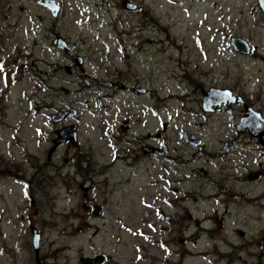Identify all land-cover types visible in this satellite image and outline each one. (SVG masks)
<instances>
[{"label": "rangeland", "instance_id": "rangeland-1", "mask_svg": "<svg viewBox=\"0 0 264 264\" xmlns=\"http://www.w3.org/2000/svg\"><path fill=\"white\" fill-rule=\"evenodd\" d=\"M56 1L62 7L53 16L35 0H0V264H77L101 254L106 264H135V244L166 236L162 226L177 243L178 213L186 218L192 205L191 196L180 204L169 186L178 170L191 172L190 146L180 134L213 121L201 110V87L237 85L264 95V13L258 0H133L141 7L131 13L117 0ZM57 37L84 60L74 69L81 78L63 69L68 60L53 44ZM231 37L244 39L252 53L236 51ZM117 70L148 90L132 95L126 133L99 114L119 101L105 95L108 88L96 90L118 82ZM60 107L80 112L79 145L48 155L47 113ZM144 144L163 153L147 157ZM75 154L92 171L76 172ZM190 183L183 181V190ZM31 225L41 233L38 261ZM153 242L145 247L162 259L164 248ZM247 250L258 253L256 245Z\"/></svg>", "mask_w": 264, "mask_h": 264}, {"label": "flooded vegetation", "instance_id": "flooded-vegetation-1", "mask_svg": "<svg viewBox=\"0 0 264 264\" xmlns=\"http://www.w3.org/2000/svg\"><path fill=\"white\" fill-rule=\"evenodd\" d=\"M117 1L119 2L118 8L122 12L131 13L141 7L133 0ZM128 5L134 8L129 9ZM61 7L62 5L59 4L57 13ZM66 43L68 44L67 41ZM252 50L253 48L251 53ZM64 53L68 61L62 67L67 74H74V69L81 66L84 60L77 52L72 54L70 45ZM57 65L54 64V67ZM58 67L60 68V65ZM119 73L120 70L115 73L118 82L110 80L109 84L98 86L96 90L108 88L110 92H105V95L119 100L116 106H103V111L99 114L102 116L105 113L107 115L105 123L113 124V129L119 126V129L126 133L125 131L130 128L129 118L134 115L132 95H143L148 90L142 86L129 85L132 77L119 78ZM75 74L80 76L78 73ZM83 81L90 83L96 81V78H83ZM139 88H145L146 91L137 93L136 89ZM208 90L223 92L214 94L208 104V109H205L204 92ZM201 93V110L205 115H211L209 119L213 121L195 123L190 132L183 131L180 134L184 137L185 146H190L191 172L182 174L178 170L177 182L174 181L175 185L169 186L172 194L176 196L178 193L180 204L191 196L192 205L189 210L180 209L184 210L186 218L178 213V241L175 245L172 246V240L168 235L170 230L164 226L161 227L163 235L166 230L168 232L161 239L155 240L152 236L144 237L148 240L147 242L154 240L152 245L164 248L162 259L159 253L149 252L145 247L147 242L143 240L145 243L134 246L135 261L133 263L135 264H158L160 262L185 264L187 259H192V264H255V257L259 260L257 264H262L264 255L262 250L264 238V95L247 94L237 85H219L218 83L210 85L207 89L201 87ZM99 103L102 104L101 101ZM41 109L45 108L39 110ZM96 112L97 109L94 108L90 114L95 115ZM223 116L227 117L226 121H222ZM46 123L52 125L49 137L53 146L48 155L55 152L59 146L79 145L80 112L75 107L49 110ZM70 125H74L70 128L75 135L74 141L69 137L61 140L60 138L63 137L61 130ZM159 135L158 133L154 136ZM56 141L58 142L55 143ZM144 146L147 149H143V153L147 157L163 153L161 148L153 145L144 144ZM75 157L73 163L76 172L92 171L91 165L85 169L83 162H88L85 157H78V154H75ZM185 164L183 160L178 163L180 167ZM163 179L170 184L168 179L164 177ZM187 179H191V187L183 190L182 182ZM159 212L163 214L161 210ZM169 218L171 219L170 215L163 214L164 221ZM247 245L249 247L256 245L258 253L247 250ZM170 247H173V250ZM171 254L177 256L176 262H170L168 257ZM97 256L101 257L99 264H106L108 261L103 254ZM82 257L94 258L96 256Z\"/></svg>", "mask_w": 264, "mask_h": 264}, {"label": "water", "instance_id": "water-1", "mask_svg": "<svg viewBox=\"0 0 264 264\" xmlns=\"http://www.w3.org/2000/svg\"><path fill=\"white\" fill-rule=\"evenodd\" d=\"M127 4H130L128 1H126ZM37 3L42 5L43 7H45L46 9H48L50 11V13L53 16H56V13L59 10V5L55 2V0H37ZM258 4L259 7L261 8V10L264 13V0H258ZM129 9H133L134 7L131 5L127 6ZM53 43L55 44L56 47H58L61 50L67 51L69 49V46L67 45V43L61 39L60 37L56 38L53 40ZM231 44L234 47V49L240 53H244V54H248L250 52L251 46L242 38L239 37H231ZM137 93H143L146 91L145 88H139L136 89ZM223 92V91H213V90H208L204 92V96H205V100H204V108L208 109V104L211 101V97L215 94L217 95L218 93ZM256 118V117H255ZM74 127V125H70L68 127H65L64 129H62V132H70V128ZM72 134L70 133V135L66 134L67 136H63L62 138H60L61 140L65 139L66 137H69L72 139V141H74V132L71 131ZM59 141V139H58ZM58 141H56L55 143H57ZM74 143V142H73ZM51 152V150L49 151V153ZM94 212L96 214L100 213V208L98 206H94ZM30 230H31V234H32V247L34 250V255H35V260L38 261L39 259V247H40V238H41V233L34 227V226H30ZM262 250L264 251V238L262 240ZM101 257H82L79 259L78 264H97L98 262H100Z\"/></svg>", "mask_w": 264, "mask_h": 264}]
</instances>
